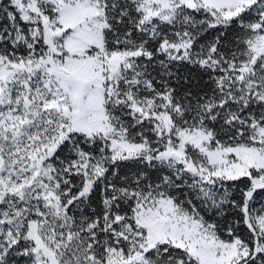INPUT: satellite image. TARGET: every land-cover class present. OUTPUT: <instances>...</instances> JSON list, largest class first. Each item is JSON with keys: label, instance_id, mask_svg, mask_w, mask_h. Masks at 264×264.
<instances>
[{"label": "snow or ice", "instance_id": "snow-or-ice-1", "mask_svg": "<svg viewBox=\"0 0 264 264\" xmlns=\"http://www.w3.org/2000/svg\"><path fill=\"white\" fill-rule=\"evenodd\" d=\"M0 264H264V0H0Z\"/></svg>", "mask_w": 264, "mask_h": 264}]
</instances>
